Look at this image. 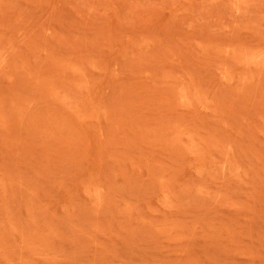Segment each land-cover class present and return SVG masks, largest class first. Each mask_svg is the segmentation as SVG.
<instances>
[{
    "label": "rangeland",
    "instance_id": "1",
    "mask_svg": "<svg viewBox=\"0 0 264 264\" xmlns=\"http://www.w3.org/2000/svg\"><path fill=\"white\" fill-rule=\"evenodd\" d=\"M0 264H264V0H0Z\"/></svg>",
    "mask_w": 264,
    "mask_h": 264
}]
</instances>
